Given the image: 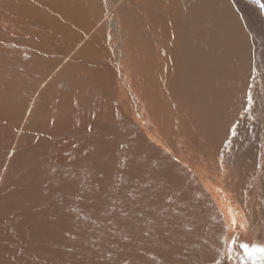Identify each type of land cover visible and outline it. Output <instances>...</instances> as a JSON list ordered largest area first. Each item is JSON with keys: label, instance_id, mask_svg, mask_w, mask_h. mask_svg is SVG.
<instances>
[{"label": "rangeland", "instance_id": "374dc122", "mask_svg": "<svg viewBox=\"0 0 264 264\" xmlns=\"http://www.w3.org/2000/svg\"><path fill=\"white\" fill-rule=\"evenodd\" d=\"M227 1L237 17L239 30L244 35L246 61L233 78L228 77L225 89L215 96V99L225 100L226 105L221 107L217 101L211 105L193 106L185 101L186 85L183 86L180 81L188 74L180 65H174V69L167 68L164 72L160 68L155 72L159 67H153L154 64L158 65L157 57H152L146 45L139 46L144 52V60L136 53L139 47L128 46L126 50L121 38L123 34L113 26L111 12L107 11L99 21L101 10L107 9V0H0V161L3 162H0V179L4 171L5 175H11L6 176L7 180L9 177L8 182L5 181V176L4 181L1 180V184L7 183L5 189L10 190L6 191L5 199L0 197L1 201L3 199L0 203L5 205H0V208L8 207L10 210V207L15 206L12 214L10 211L0 210V224L3 223L0 225V248L3 251L0 249V264H24L26 260L30 264H136L137 259V264H264L260 260L262 253L253 251L254 247L264 248V17L248 0ZM72 3L79 7L74 8ZM120 5V14L130 19L131 8L128 0H122ZM103 7L105 8L102 9ZM77 9L80 11L77 12ZM91 27L96 30L90 29ZM99 31H102L101 34ZM78 39L82 40L74 48H79L86 55L79 53L82 62L72 58L66 68L72 55L69 48ZM149 47L156 48L150 43ZM105 48L108 50L105 51ZM66 52L68 56L64 59L62 56ZM123 53L128 57L122 55ZM95 59L100 65L96 64ZM101 59L103 63L100 62ZM87 68L88 71H85ZM135 69L138 70L141 81L137 78ZM73 71H77L78 75ZM91 72H94L93 76ZM73 74L83 78H78L79 82L83 81L82 85ZM128 74L131 75V80ZM173 78L176 80L172 81ZM90 81H94L91 82L94 84L90 85ZM77 83L84 91L80 90L82 88ZM94 85L95 91L92 92ZM77 86L80 89H76ZM97 88L103 91L98 92L99 95L95 94ZM77 90L82 93L78 94ZM176 92L181 94L177 95ZM249 92L253 97V105L250 110L245 111ZM100 94L105 98L100 97ZM77 96H84L85 100ZM161 96L166 99H163V104L162 100H158ZM150 98L162 104V110L159 112L158 109L157 116L170 133L168 140H165L168 136L166 132H162V138L157 137L152 129L154 124L150 115L143 112L144 117L143 113L138 111L140 104ZM75 100L78 102L73 103ZM167 100L174 103H167ZM39 101L46 102L41 104ZM47 102L48 110L45 107ZM100 102L103 103L101 106ZM41 105H44V109ZM124 106H128V112L122 110ZM73 107H78L77 111L73 110ZM32 108L35 112L30 110ZM59 108L64 109L63 112L58 113ZM172 108L173 114L170 113ZM67 109L74 112L75 116ZM49 111L54 117H51L52 113ZM180 111L188 118V124L180 120L183 119ZM48 113L51 115L48 116ZM59 115L61 116L58 121ZM82 116L88 119H83ZM46 117H51L49 119L52 122L46 121L49 120ZM61 117L65 120H61ZM54 118L57 122L53 121ZM201 119L213 124V140L208 136L202 139L196 137L193 141L187 140L184 135L185 126L190 133H194ZM63 124H66L67 128ZM34 125L40 132H44H36ZM51 125L57 128L54 129ZM233 128L236 133L234 136L231 131ZM137 133L140 139L136 138ZM18 150L21 153L18 154ZM102 150L105 153L101 152ZM10 153L15 154L14 158L10 157ZM134 165H138L139 169ZM24 168H27V172H24ZM40 192L44 194L40 196ZM13 194L18 195L16 199ZM27 194L29 197H26ZM11 196L13 201L9 199ZM4 201L9 203L6 205ZM224 202L227 203V212L221 207ZM49 204L54 206L49 207ZM18 205L24 208L19 209ZM39 207L41 209H38ZM70 208L71 210H67ZM26 209L32 210L35 215L32 212H27L31 213L27 215ZM1 211L7 213L8 222L2 220L5 217L1 215H5ZM226 214L231 221L235 219L237 223L235 226L230 223L232 229L225 223ZM19 216H22L23 220L25 218V222ZM33 217L38 218L39 222ZM26 220L28 224H25ZM28 228L31 230H27L29 234L25 231ZM32 229L39 231V235L43 231L49 232L41 237ZM69 232L72 234L70 237ZM61 233V243L56 244L60 241L57 238L61 237ZM54 234H58L57 237ZM21 235L26 237L22 239ZM28 235H31L29 239ZM142 237L148 241L144 242ZM30 242L40 243L32 245ZM50 243L58 247L54 245L55 248H52ZM59 244L67 246L62 248L66 251L61 250ZM24 246L27 251H23ZM35 246H38V249ZM39 247L44 249L40 250ZM148 247L153 249L151 253L147 252ZM35 249L37 253L34 252ZM51 249L56 253L50 254ZM61 251L64 253H60ZM9 255H15V259ZM28 262L26 261V264Z\"/></svg>", "mask_w": 264, "mask_h": 264}, {"label": "bare ground", "instance_id": "6f19581e", "mask_svg": "<svg viewBox=\"0 0 264 264\" xmlns=\"http://www.w3.org/2000/svg\"><path fill=\"white\" fill-rule=\"evenodd\" d=\"M249 2H251L253 5H255L256 7H257V9L259 10V12L263 15V17H264V8H261L260 7V5H258L257 3H255L254 2V0H248ZM107 2H108V4H107V9L105 10V11H102L101 10V13H100V15H99V21H101V19L104 17V15H105V13L108 11V12H111V16L113 17V26H115L116 27V29L117 30H119L120 31V33H122L121 35H122V39H123V43H124V47H125V49L127 50V48H128V46H130V48L131 47H139V46H141L142 44L143 45H146L147 46V48H148V50L150 51V53H151V55H152V57L153 58H156L157 59V62H158V65H156V64H154L153 65V67H157V66H159L156 70H155V72L157 71V70H159L160 68L163 70V72L165 71V70H167V68H169V69H174V65H180V67H182V68H184L185 69V72H187V74H188V76L186 77V78H184V79H182L181 81H180V83H182L183 84V86H185L186 85V91H187V95L185 96V94H184V98H185V101L189 104V105H194V104H198V105H204V104H208V105H211V104H213L215 101H217V102H219V104H220V106L221 107H223V106H225L226 105V102H225V100H223V99H215V96L217 95V94H219V91L220 90H224L225 89V87H226V83H227V79H228V77H230V78H233L234 77V75H235V73L236 72H238L240 69H241V67H242V65H243V63H244V61H246V54H245V44H244V35L242 34V32L239 30V27H238V20H237V17H236V15L234 14V12H233V10L230 8V5H229V3H228V1L227 0H128V4H129V6H130V8H131V12H130V15H131V17H130V19H126L125 18V15H122V14H120V9H121V5H120V3L122 2V0H107ZM261 3H264V0H261ZM82 4V3H81ZM72 6L74 7V8H77V7H79L76 3H72ZM90 8V7H89ZM105 7H103L102 9H104ZM80 9H81V7H80ZM80 9L77 11V12H79L80 11ZM82 9H83V7H82ZM87 9V8H86ZM71 12V11H70ZM74 12V11H73ZM82 12H83V10H82ZM81 13V12H80ZM85 13V12H84ZM86 14V13H85ZM88 14V13H87ZM89 18H91V17H89ZM93 18H91V20H92ZM90 21V20H89ZM131 21V22H130ZM87 22V21H86ZM88 23V22H87ZM95 23V22H94ZM102 23V22H101ZM93 24V23H92ZM105 25L107 24L106 22L104 23ZM102 25V24H101ZM88 26V25H87ZM99 26V25H98ZM104 26V25H103ZM74 27V26H73ZM86 28V27H85ZM109 28V27H108ZM13 29V31H14V28H12ZM88 28H86V30H87ZM90 29H94V28H90ZM104 29V28H103ZM94 30H96V29H94ZM93 30V31H94ZM102 30V29H101ZM243 30V29H242ZM72 31V30H71ZM84 31V30H83ZM98 31V30H97ZM106 31V30H105ZM108 31V30H107ZM85 33H86V31H84ZM92 32V31H91ZM90 32V33H91ZM100 32V31H99ZM102 32V31H101ZM101 32H100V34H101ZM81 33H83V32H81ZM84 33V34H85ZM87 33H89V32H87ZM106 33V32H105ZM105 33H104V35H105ZM84 34H83V36H84ZM99 34V35H100ZM79 35V34H78ZM91 35V34H90ZM94 35H95V33H94ZM118 35V34H117ZM120 35V34H119ZM34 36V35H33ZM43 36V35H42ZM74 36V35H73ZM88 36V35H87ZM101 36V35H100ZM79 37V36H78ZM103 37V36H102ZM104 37H107V36H104ZM113 37V36H112ZM41 38V37H40ZM81 38V37H80ZM85 38V37H84ZM91 38V37H90ZM100 38V37H99ZM108 38V37H107ZM106 38V39H107ZM113 38H115V37H113ZM119 38V37H118ZM120 38V40H122ZM95 39H96V37H95ZM150 39H151V41H150ZM246 39V38H245ZM82 39H78V41L73 45V46H71L70 48H69V50H71L72 51V55H71V58L69 59V61H68V63L66 64V68H68V66H69V64H70V61L72 60V58L73 59H79L81 56V54H79V53H83L81 50H79V48L77 49H75L74 48V46H78V43L81 41ZM87 40V39H86ZM98 40V39H97ZM120 40H118V41H120ZM84 41H85V39H84ZM89 41V40H88ZM96 41V40H95ZM37 42H38V40H37ZM87 42V41H86ZM101 42V41H100ZM104 42V41H103ZM105 42H106V40H105ZM121 42V41H120ZM120 42H119V44H120ZM41 43V42H40ZM85 43V42H84ZM92 43V42H91ZM116 43H117V41H116ZM149 43L151 44V46H153V45H155L156 46V48H154V49H152V48H150L149 47ZM248 43V42H247ZM104 44H106V43H104ZM110 44V43H109ZM108 43L106 44V45H109ZM153 44V45H152ZM90 45V44H89ZM95 46V45H94ZM117 46V45H116ZM119 46V45H118ZM85 46H83V48H84ZM106 47V46H105ZM113 47V46H112ZM121 47V46H120ZM86 49L88 48V47H85ZM99 48V47H98ZM100 48H101V46H100ZM117 48H119V47H117ZM45 49H47V48H45ZM85 49V50H86ZM107 48H105V51H107L106 50ZM84 50V51H85ZM104 50V49H103ZM125 50V51H126ZM65 51H67V50H65ZM94 51H96V50H94ZM122 51H123V47H122ZM68 52V51H67ZM67 52L66 53H64L63 54V58L65 59V57L66 56H68V54H67ZM124 52V51H123ZM132 52V51H131ZM70 54H71V52H69ZM87 53V52H86ZM94 53V52H93ZM92 53V54H93ZM108 53V52H107ZM114 53V52H113ZM116 53H117V50H116ZM136 53L144 60V52H143V50L139 47V49L138 50H136ZM84 55H86L85 53H83ZM82 54V55H83ZM87 54H89V53H87ZM125 54H127V53H125ZM97 55H98V53H97ZM108 55V54H107ZM110 55V54H109ZM122 55H124V53L122 54ZM104 56V55H103ZM115 56V55H114ZM124 56H127L128 57V55H124ZM93 58H94V56H93ZM111 58V57H110ZM119 58H121V57H119ZM126 58V57H125ZM68 59V58H67ZM87 59V58H86ZM89 59V58H88ZM99 59V58H98ZM104 59H105V57H104ZM116 59V58H115ZM127 59V58H126ZM80 60V59H79ZM96 60V59H95ZM107 60V59H106ZM132 60V59H131ZM77 61V60H76ZM97 61V60H96ZM95 61V62H96ZM114 61H116V60H114ZM130 61V60H129ZM73 62V61H72ZM80 62H82V60H80ZM101 63H103V60L101 59V61H100ZM105 62V61H104ZM110 62V61H109ZM131 62H133V60L131 61ZM84 63V62H83ZM89 63V62H88ZM93 62H91V64H92ZM99 63V61H97V63L96 64H98ZM122 63V62H121ZM73 64V63H72ZM75 64L77 65H79V63H76L75 62ZM94 64V63H93ZM107 64V63H106ZM111 64V63H110ZM114 64V63H113ZM127 63H125V66H127L126 65ZM75 65V66H76ZM98 65H100V63L98 64ZM102 65V64H101ZM105 65V64H104ZM109 65V64H108ZM117 66H118V64H116ZM124 65V64H123ZM85 65H83V67H84ZM88 66V65H87ZM90 66V65H89ZM111 66V65H110ZM129 66V65H128ZM81 67H82V65H81ZM107 67V66H106ZM114 67H115V65H114ZM119 67H120V65H119ZM118 67V68H119ZM85 68V67H84ZM91 67H89V69H90ZM112 68V67H111ZM130 68V67H129ZM83 69V68H82ZM92 69H94V68H92ZM91 69V70H92ZM96 69H98V68H96ZM106 69H108V68H106ZM71 70V69H70ZM85 71H88V68H87V70L86 69H84ZM129 71H130V69H128ZM128 70H127V72H128ZM79 71V70H78ZM116 71H117V69H116ZM121 71V70H120ZM124 71H125V69H124ZM72 72V71H71ZM73 72H77V71H73ZM113 72H114V70H113ZM126 72V73H127ZM135 72L137 73V75H138V79L140 80L141 79V77H140V74L138 73V70L137 69H135ZM152 72H154L153 70H152ZM86 73V72H85ZM119 73V72H118ZM77 74V73H76ZM75 74V75H76ZM83 74V73H82ZM82 74H79V75H81L82 76ZM88 74V73H87ZM90 74H92V76L94 75V72L92 73H90ZM99 74V73H98ZM111 74V73H110ZM113 74V73H112ZM151 74V73H150ZM74 75V74H73ZM74 75V76H75ZM78 75V74H77ZM129 75V80H131V75L130 74H128ZM155 75V74H154ZM162 75V74H161ZM84 76H86V75H84ZM90 76V75H89ZM107 76H109L108 74H107ZM113 76H114V74H113ZM121 76V75H120ZM123 76V75H122ZM153 76V75H152ZM179 76V75H178ZM76 77V76H75ZM96 77H98V76H96ZM115 77V76H114ZM124 77V76H123ZM77 79L79 78V77H76ZM89 78V77H88ZM79 79H83L82 77L81 78H79ZM79 79H78V81L77 82H79ZM87 78H85L84 79V82L86 83L87 81H85ZM91 79V78H90ZM95 80H96V78H94ZM112 78H110V80H111ZM114 79H116V78H114ZM76 80V79H75ZM93 80V79H92ZM103 80V79H102ZM113 80V79H112ZM142 80V79H141ZM140 80V81H141ZM176 79H172V81H175ZM98 81V80H97ZM151 81H152V79H151ZM150 81V82H151ZM91 82H94V81H90V82H88L90 85H93L94 83H92L91 84ZM113 82H115V81H113ZM123 82V81H122ZM131 82V81H130ZM146 82V81H145ZM82 83H83V81L81 82H79V84H81L82 85ZM87 83V84H88ZM134 83H137V82H134ZM143 83V82H142ZM156 83H158V81L156 82ZM179 83V82H178ZM69 84V83H68ZM72 84V83H71ZM70 84V85H71ZM78 83H77V85L80 87V85H79ZM118 84H120V81H118ZM138 84H139V81H138ZM147 85H148V82L146 83ZM152 84H153V82H152ZM181 84V85H182ZM84 85V84H83ZM86 85V84H85ZM89 85V86H90ZM95 85H97V84H95ZM95 85L93 86V89L91 88V87H89V88H91V91L92 92H94L95 91ZM117 85V84H116ZM133 85V84H132ZM140 85V84H139ZM156 85V84H155ZM177 85V84H176ZM66 86V85H65ZM76 87V89H80V88H82V87ZM87 86V85H86ZM111 86V85H110ZM114 86V85H113ZM152 86V85H151ZM151 86H149L150 88H151ZM182 86V87H183ZM70 87V86H69ZM84 87V86H83ZM135 87V86H134ZM144 87V86H143ZM154 87V86H153ZM58 88V87H57ZM63 88V87H62ZM71 88H73V85H72V87ZM100 88V87H99ZM104 88V87H103ZM103 88H100V89H103ZM127 88V87H126ZM138 88V87H137ZM180 88V87H179ZM84 89H85V87H84ZM145 89H146V87H145ZM154 90H155V88H153ZM152 89V90H153ZM175 89V88H174ZM184 89V88H183ZM80 90H83V88L82 89H80ZM85 90H87V89H85ZM110 90V89H109ZM108 90V91H109ZM180 90H182V88L180 89ZM73 91V90H72ZM74 91H76V90H74ZM73 91V92H74ZM78 91V90H77ZM84 91V90H83ZM89 91V90H88ZM87 91V92H88ZM100 91H102V90H100ZM100 91H99V89L97 88V92L95 93V94H98V92L100 93ZM111 92H114V91H112V90H110ZM116 91V90H115ZM132 91V90H131ZM146 91H147V89H146ZM145 91V92H146ZM150 91H151V89H150ZM162 91V90H161ZM103 92V91H102ZM151 92H154V91H151ZM171 92V91H170ZM67 93V92H66ZM76 93V92H75ZM81 94L82 92L80 91H78V94ZM90 93V92H89ZM123 93V92H122ZM126 93V92H125ZM142 93V92H141ZM147 93V92H146ZM145 93V94H146ZM177 93V95H180V94H178V92H176ZM69 94V93H68ZM85 94H86V92H85ZM91 94V93H90ZM94 93H92V95H93ZM124 94V93H123ZM122 94V95H123ZM138 94H139V91H138ZM155 94V93H154ZM157 94V93H156ZM161 94V93H160ZM71 95H73V93L71 94ZM70 95V96H71ZM99 95V94H98ZM98 95L96 96V97H98ZM114 95V94H113ZM116 95H118V94H116ZM120 95V94H119ZM127 95V94H126ZM142 95H144V93L142 94ZM158 95V94H157ZM172 95V94H171ZM175 94L173 93V96H174ZM75 96V95H74ZM82 96V95H81ZM85 96V95H84ZM84 96L83 97H80V98H84ZM141 96V95H140ZM153 96V95H152ZM63 97V96H62ZM78 97V96H77ZM87 96H85V98H86ZM100 97H102L101 96V94H100ZM113 97H115V96H113ZM112 97V98H113ZM147 97H149L148 95H147ZM151 97V96H150ZM154 97H156V96H154ZM159 97V96H158ZM60 98V97H59ZM79 98V97H78ZM79 98V99H80ZM85 98H84V100H85ZM93 98V97H92ZM102 98H105V97H102ZM127 98V97H126ZM153 98V97H152ZM157 98V97H156ZM161 99H159L158 98V100H162L163 102H162V104L163 103H165L164 102V100H166V99H164V97L163 96H161L160 97ZM58 99V98H57ZM95 100H96V98H94ZM131 99V98H130ZM164 99V100H163ZM168 99V98H167ZM170 99V98H169ZM74 100V99H73ZM81 100H83V99H81ZM89 100V99H88ZM87 100V101H88ZM103 100V99H102ZM101 100V101H102ZM114 100V99H113ZM137 100V99H136ZM157 100V101H158ZM43 101V100H42ZM47 101V100H46ZM45 101V102H46ZM58 101V100H57ZM70 101H71V99H70ZM98 101H100L99 99H98ZM168 101L169 100H167V103H168ZM37 102V101H36ZM36 102H34V103H36ZM40 103H41V101H39ZM45 102H43V103H45ZM60 102V101H59ZM58 102V103H59ZM65 102V101H64ZM72 102V101H71ZM75 102H78V101H73V103H75ZM79 102H80V100H79ZM82 102V101H81ZM85 102V101H84ZM90 102V101H89ZM106 102V101H105ZM122 102V101H121ZM127 102H129V101H127ZM170 102H172V100L171 101H169V103ZM38 103V102H37ZM36 103V104H37ZM43 103H41V104H43ZM67 103V102H66ZM72 103V104H73ZM83 103V102H82ZM102 102H100L99 103V105L101 104ZM137 103V102H136ZM166 103V104H167ZM172 103H174V102H172ZM179 103V102H178ZM39 104V103H38ZM48 102L46 103V105H45V107L47 108L46 110H48ZM50 104V103H49ZM80 104V103H79ZM79 104H78V106H79ZM85 104V103H84ZM86 104H88V102L86 103ZM86 104L84 105L85 107H86ZM103 104V103H102ZM105 104V103H104ZM115 104V103H114ZM129 104V103H128ZM139 104H140V102H139ZM162 104H158L157 102H156V100H151V98L149 99V100H147L146 102L145 101H143L142 102V104H140L141 105V108L138 110L139 112H141V113H147V114H149L150 115V119H152L153 120V124H154V128H152L153 129V132L155 133V135L157 136V137H160V138H162V132H166L167 133V137H166V139L165 140H168V139H170L169 138V136H170V133H169V131H167L166 129H165V126L163 125V121L160 119V117L159 116H157L159 113H158V109H159V112L162 110ZM63 104H60V106H62ZM83 105V104H82ZM89 105V104H88ZM168 105V104H167ZM34 106H37L38 107V105H34ZM43 106L44 105H41V107L43 108ZM48 106V107H47ZM65 106V105H64ZM75 106H77V105H75ZM101 106V105H100ZM105 106V105H104ZM133 106V105H132ZM169 106V105H168ZM41 107H39L40 109H41ZM53 107V106H52ZM59 107V106H58ZM66 107H68V106H66ZM88 107V106H87ZM119 107V106H118ZM128 107V106H127ZM127 107H123V109L122 110H125L126 112H128L129 110L127 109ZM183 107V106H182ZM191 107V106H190ZM38 108V109H39ZM78 108V107H77ZM77 108H74L73 107V110L74 109H76V111H77ZM103 108V107H102ZM105 108V107H104ZM103 108V109H104ZM133 108V107H132ZM33 109L34 108H32V109H30V110H32L33 111ZM44 109V108H43ZM60 109V111L58 110V113L59 112H63V110L64 109H61V108H59ZM70 109H71V107H70ZM80 109H81V107H80ZM86 109V108H85ZM88 109V108H87ZM94 109V108H93ZM167 109V108H166ZM169 109V108H168ZM167 109V110H168ZM68 110V109H67ZM83 110V109H82ZM104 110H106V108L104 109ZM113 110V109H112ZM172 110H174L173 108L170 110V113H172L173 111ZM56 111V110H55ZM84 111V110H83ZM99 111V110H98ZM110 111V110H109ZM33 112H35V111H33ZM33 112H31L32 113V115H34L33 114ZM42 112H45V111H42ZM51 111H49V113H50ZM65 112V111H64ZM68 112H70L69 110H68ZM95 112H97V111H95ZM103 112V111H102ZM107 112V111H106ZM135 112V111H134ZM167 112V111H166ZM181 112V111H180ZM37 113V112H36ZM47 113V112H46ZM48 113V116H50L51 114H49ZM52 113V112H51ZM56 113H57V111H56ZM70 113H72L73 115H74V112H70ZM70 113H69V115H70ZM81 113H83V112H81ZM85 113V112H84ZM108 113V112H107ZM144 113H143V115H144ZM158 113V114H157ZM162 113H163V111H162ZM169 112H167V114H168ZM169 113V114H170ZM182 113V112H181ZM180 113V114H181ZM39 114V113H38ZM99 114V113H98ZM111 114V113H110ZM115 114V113H114ZM133 114V113H132ZM173 114V113H172ZM171 114V115H172ZM183 114V119L181 118L182 116L180 115V120H182V122L184 123V124H188V118H186L185 117V114L184 113H182ZM37 115V114H36ZM45 115V114H44ZM54 114L52 113V115H51V117H54L53 116ZM66 115V114H65ZM77 115V114H76ZM86 115H88V114H86ZM85 115V116H86ZM94 115V114H93ZM101 115V114H100ZM123 115V114H122ZM134 115V114H133ZM60 116L61 115H59V118H58V121H59V119H60ZM64 115H62V117H63ZM72 116V115H71ZM75 116V115H74ZM78 116H80V115H78ZM152 116H153V118H152ZM173 116V115H172ZM187 116V115H186ZM33 117H35V116H33ZM51 117H49V118H51ZM55 117H56V115H55ZM58 117V116H57ZM56 117V118H57ZM62 117H61V120H63L62 119ZM69 118H70V116H68ZM81 117V116H80ZM83 117V119H88V118H84V116H82ZM128 117V116H127ZM144 117H145V115H144ZM37 118V117H36ZM49 118H47L46 117V119H49ZM72 118V117H71ZM92 118H93V116H92ZM91 118V119H92ZM97 118V117H96ZM138 118V117H137ZM39 119V118H38ZM44 119V118H43ZM73 119V118H72ZM75 119V118H74ZM82 119V118H81ZM139 119V118H138ZM34 120H36V119H34ZM45 120V119H44ZM55 120V118L53 119V121ZM60 120V121H61ZM65 120V119H64ZM66 120H67V118H66ZM69 120V119H68ZM78 120V119H77ZM77 120H74V122L75 121H77ZM106 120V119H105ZM109 120V119H108ZM119 120V119H118ZM121 120V119H120ZM46 121H48L49 123H50V119L49 120H46ZM56 121V120H55ZM70 121H71V123H73L72 121L73 120H71L70 119ZM92 121H94V120H92ZM20 122V121H19ZM41 122H42V120H41ZM52 122V121H51ZM57 122V121H56ZM69 122V121H68ZM117 122V121H116ZM147 122V121H146ZM174 122V121H173ZM200 122L201 123H199V125H198V123H197V125H196V130H195V132L194 133H190V131L186 128V126H185V130H184V135L186 136L185 138L187 139V140H196V137H197V139H202V138H204L205 136H208V138H212V139H210V140H213V138H214V126H213V124L212 123H210V122H206V120L205 119H201L200 120ZM36 123H37V121H36ZM40 123V122H39ZM38 123V124H39ZM43 123V122H42ZM64 123H66L67 124V122H65L64 121ZM33 124H35V122L33 121ZM48 124V123H47ZM54 124V123H53ZM56 124V123H55ZM59 125L61 124V122H59L58 123ZM58 124H56V125H58ZM66 124H63V125H65L66 126ZM41 126H42V124H40ZM40 125H38V126H40ZM49 125V124H48ZM48 125H46V126H48ZM58 125V126H59ZM95 125V124H94ZM35 127H36V125H34ZM33 126V127H34ZM52 126V125H51ZM67 126H69V124H67ZM67 126H66V128H67ZM90 126V125H89ZM152 126V125H151ZM54 127V129H56L57 127L56 126H52V128ZM64 127V126H63ZM116 127V126H115ZM181 127V126H180ZM30 128H31V126H30ZM29 128V129H30ZM43 128H45V127H43ZM59 128H61V127H59ZM87 128H89V127H87ZM94 128H96V125H95V127ZM114 128V127H113ZM50 129V128H49ZM111 129V128H110ZM31 130V129H30ZM45 130V129H44ZM51 130V129H50ZM53 130V129H52ZM51 130V131H52ZM94 130V129H93ZM33 131H34V129L32 128V133H33ZM39 131V129H37V127H36V132H38ZM114 131V130H113ZM28 132V131H27ZM40 132V131H39ZM42 133L44 132V131H41ZM40 132V133H41ZM29 133V132H28ZM27 133V134H28ZM31 133V132H30ZM41 133V134H42ZM46 133V132H45ZM47 133H48V131H47ZM124 133V132H123ZM37 134V133H36ZM35 134V135H36ZM39 134V133H38ZM50 134V133H49ZM48 134V135H49ZM33 135V134H32ZM32 135H30V139H31V136ZM106 135V134H105ZM108 135V134H107ZM106 135V136H107ZM115 135H116V132H115ZM138 135V133L136 134V138L137 137H139V136H137ZM212 135H213V137H212ZM141 136V135H140ZM183 136V135H182ZM35 137V136H34ZM42 137H43V135H42ZM24 138V137H23ZM105 138V137H104ZM116 138V140H117V137H115ZM121 138H123V137H121ZM184 138V137H183ZM27 139H28V137H27ZM132 139V138H131ZM138 139V138H137ZM139 139H140V137H139ZM111 140H112V138H111ZM42 141V140H41ZM104 141V140H103ZM134 141H135V139H134ZM138 141V140H137ZM143 142H144V140H142ZM140 142V141H139ZM170 142V141H169ZM134 144V143H133ZM132 144V145H133ZM142 144V143H141ZM190 144V143H189ZM193 145H195L196 143H192ZM26 146V145H25ZM141 146H143V145H141ZM20 147V146H19ZM103 147V146H102ZM133 147V146H132ZM131 147V148H132ZM139 148V147H138ZM142 149V148H141ZM98 151V150H97ZM104 150H102L101 152H103ZM18 152V154L19 153H21V152H19V150L17 151ZM16 152V153H17ZM95 153V152H94ZM104 153H105V151H104ZM17 154V155H18ZM26 154V153H25ZM24 154V155H25ZM28 154V153H27ZM93 154V153H92ZM10 157L11 158H14V153H10ZM21 155V154H20ZM23 155V156H24ZM33 155V154H32ZM32 155H29V156H32ZM99 155V154H98ZM22 156V155H21ZM26 156V155H25ZM97 156V155H96ZM17 157V156H16ZM15 159H17V158H15ZM8 160V159H7ZM7 160H6V162H7ZM95 160H96V158H95ZM135 160H133V162H134ZM0 162H2V161H0ZM3 163V162H2ZM135 163V162H134ZM140 163V162H139ZM138 163V164H139ZM142 163V162H141ZM140 163V164H141ZM1 165V164H0ZM37 165H38V163H37ZM135 167H137L138 165H134ZM25 169H27V168H24V172H27V170L25 171ZM137 169H139L138 167H137ZM136 169V170H137ZM3 170V169H2ZM5 172L6 171H4L3 172V176H5V181L7 180L6 179V176H11V175H5ZM9 172V171H8ZM8 172H7V174H8ZM23 172V171H22ZM23 175H25V174H23ZM0 176H1V168H0ZM3 176H2V178L0 179V197L1 198H4V196H5V194H6V191H9L10 189H8V188H6V189H8V190H6L5 189V186H7L6 184V182H8L9 181V177H8V180L5 182V183H3V184H1V180H3ZM13 178V177H12ZM11 179V178H10ZM11 180H13V179H11ZM4 181V180H3ZM37 181V180H36ZM16 184V183H15ZM15 184H14V186H15ZM48 185H50V184H48ZM13 186V185H12ZM13 186V187H14ZM17 186V185H16ZM15 186V187H16ZM19 186H21L22 187V185H20L19 184ZM47 186V185H46ZM10 187H11V184H10ZM33 187V186H32ZM17 189L19 190V187H17ZM25 189V188H24ZM14 190H15V188H14ZM17 191V190H16ZM15 191V192H16ZM39 191V190H38ZM11 193V192H10ZM12 194V193H11ZM37 194H39V193H37ZM41 194H44V193H41L40 192V196H41ZM46 194V193H45ZM51 194V193H50ZM143 194V193H142ZM13 195H15V194H13ZM17 195V194H16ZM16 195L14 196L15 197V199H16ZM29 195H30V193H29ZM39 195H37V196H39ZM18 196V195H17ZM20 196H22V195H20ZM26 195H24V197H25ZM31 196H34V194H31ZM143 196V195H142ZM26 197H29L28 196V194H27V196ZM52 197V196H51ZM6 198V197H5ZM4 198V199H5ZM33 197H31V199H32ZM40 198V197H39ZM140 198V197H139ZM138 198V199H139ZM9 199H11L12 200V196H11V198H9ZM8 199V200H9ZM19 199V198H18ZM26 199V198H25ZM54 199V198H53ZM45 200V199H44ZM10 201V200H9ZM13 201V200H12ZM0 202H3V199H2V201L0 200ZM4 202H6V201H4ZM8 202V201H7ZM7 202H6V205H7ZM23 202V201H22ZM24 202H26V200L24 201ZM23 202V203H24ZM33 201L31 200V203H32ZM9 203V202H8ZM14 203H15V201H14ZM13 203V205H15ZM30 203V204H31ZM38 203H39V200H38ZM53 203V202H52ZM3 204L4 203H0V205L1 206H3ZM21 204V203H20ZM29 204V205H30ZM54 204H56V203H54ZM222 204V203H221ZM31 205H33V203L31 204ZM11 206H12V204H11ZM19 206V205H18ZM37 206V205H36ZM52 206H54V205H51L50 206V204H49V207H52ZM3 207H5V205L3 206ZM0 208V210L1 209H4V210H7V212H9V213H13L14 211V208H15V206H13L12 208L10 207V204H9V207H10V210L9 209H7L8 207H6V208ZM25 207H26V205H25ZM29 207V206H28ZM41 207V206H40ZM38 208V209H41V208ZM70 207V206H69ZM223 209H224V211L225 212H227L228 211V209H227V203L226 202H224L223 204H222V206H221ZM19 209L21 208H24L23 206H19L18 207ZM27 208V207H26ZM33 208H34V206H33ZM37 208V207H36ZM67 208V207H66ZM13 209V210H12ZM19 209H18V211H19ZM28 209V208H27ZM26 209V211H25V213L27 214V215H31V213L29 214V213H27V212H32V210L31 211H28ZM29 209H31V208H29ZM37 209V210H38ZM52 209V208H51ZM61 210V209H60ZM67 210H71V208L70 209H67ZM23 211V210H22ZM52 211H53V209H52ZM51 211V212H52ZM59 211V210H58ZM2 212V211H1ZM41 212V211H40ZM54 212V211H53ZM61 212V211H60ZM59 212V213H60ZM67 212V211H66ZM79 212V211H78ZM3 214H4V212H2ZM8 213V214H9ZM36 213L38 214V212L36 211ZM55 213V212H54ZM14 214H16V212L14 213ZM32 214H33V212H32ZM51 214V213H50ZM53 214V213H52ZM74 214H76V213H74ZM5 216H3V215H1L2 217H5L4 219L2 218V220H4V222L6 221V222H8L7 220H6V215H7V213H5L4 214ZM33 215H35V214H33ZM39 215V214H38ZM57 215V214H56ZM62 215V214H61ZM64 215V214H63ZM8 216V215H7ZM11 216V215H10ZM83 216V215H82ZM12 217V216H11ZM20 218H21V220L22 221H24L25 220V218H24V220L22 219V216H19ZM23 217H25V216H23ZM32 216H30V218H31ZM46 217V216H45ZM44 217V218H45ZM8 218V217H7ZM34 218V217H33ZM36 218V217H35ZM34 218V219H35ZM54 219H55V217H53ZM58 218V217H57ZM60 218H61V216H60ZM59 218V219H60ZM77 218H79V217H77ZM38 218H36V221H37V223L39 222L38 220H37ZM63 219H64V216H63ZM63 219H61V221L63 220ZM9 220V219H8ZM58 220V219H57ZM43 221H45V220H43ZM59 221V220H58ZM64 221V220H63ZM68 221H70V220H68ZM73 222H75L74 220H72ZM25 222V221H24ZM24 222H22V223H24ZM26 222L27 223H25V224H28V221L26 220ZM30 222V221H29ZM78 222V221H77ZM232 221H231V218H229V216H228V214H226L225 215V223L227 224V227H230V223H231ZM10 223V222H9ZM22 223H20V224H22ZM31 223V222H30ZM29 223V224H30ZM36 223V224H37ZM45 223V222H44ZM71 223V222H70ZM3 224V223H2ZM2 224H0V225H2ZM25 224H24V226H25ZM31 224H33V223H31ZM35 224V225H36ZM66 224H67V222H66ZM225 224V225H226ZM232 224V223H231ZM237 224V223H236ZM247 224V223H246ZM13 225V224H12ZM46 225V224H45ZM76 225V224H75ZM248 225V224H247ZM14 226V225H13ZM23 226V225H22ZM23 226V227H24ZM27 227H29L28 225H26ZM25 226V227H26ZM44 226V225H43ZM47 226V225H46ZM67 226V225H66ZM71 226H72V224H71ZM9 227V226H8ZM75 227V226H74ZM5 228V227H4ZM42 228V227H41ZM73 228V227H72ZM3 229V228H2ZM1 229V230H2ZM20 229V228H19ZM70 229V228H69ZM77 229V228H76ZM86 229V228H85ZM229 229H232V227H230ZM4 230V229H3ZM11 230V229H10ZM15 230V229H14ZM25 230V229H24ZM27 230H30V228H28V229H26L25 231L28 233L29 231H27ZM33 230V229H32ZM39 230H40V228H39ZM47 230H48V228H47ZM83 230V229H82ZM89 230V229H88ZM34 232H36L35 230H33ZM33 231H32V233H33ZM43 231V230H42ZM68 231V230H67ZM71 231V230H70ZM229 231V230H228ZM245 231V230H244ZM21 232H23V231H21ZM30 232H31V230H30ZM39 232V231H38ZM38 232H36L35 234H37V235H39L38 234ZM49 232V231H48ZM48 232H45L44 233V231H43V233L41 234L40 233V235L39 236H41V235H44V234H46V233H48ZM51 232V231H50ZM54 232V231H53ZM231 232V231H230ZM230 232L228 233L229 235H230ZM1 233V232H0ZM12 233H14V232H12ZM18 233V232H17ZM31 233V234H32ZM68 233V232H67ZM71 232H69V234H68V236L69 235H72V234H70ZM80 233V232H79ZM3 234V233H2ZM24 234H25V232H24ZM29 234V233H28ZM34 234V233H33ZM34 234V235H35ZM51 234H52V232H51ZM75 234V233H74ZM82 234V233H81ZM130 234V233H129ZM13 235V234H12ZM26 236H27V234H25ZM25 235H21V237H22V239L23 238H25L26 236ZM34 235H32V237L34 236ZM47 235V234H46ZM49 235V234H48ZM55 235V237H57V235L56 234H54ZM233 235H235V234H233ZM255 235V234H254ZM11 236V235H10ZM25 236V237H24ZM31 236V235H30ZM29 235H28V239H29V237H30ZM38 236V237H39ZM53 236V235H52ZM67 236V237H68ZM85 236V235H84ZM19 237V236H18ZM36 238H37V236H35ZM42 237V236H41ZM46 237V236H45ZM63 237V235H62V233H61V237L59 238H57L58 240L60 239V241H58V242H56V244L57 243H61V238ZM70 237V236H69ZM74 237V236H73ZM3 238V237H2ZM256 238V237H255ZM5 239V238H4ZM3 239V240H4ZM16 239H18L17 237H16ZM42 239V238H41ZM47 239H48V237H47ZM55 239V238H54ZM66 239H69V238H66ZM73 238H71V240H72ZM145 239V240H144ZM147 238H143L142 237V240H144V242L145 241H148V240H146ZM10 240H11V238H10ZM13 240V239H12ZM12 240H11V242H12ZM27 240V239H26ZM30 240H32L31 238H30ZM34 240V239H33ZM36 240V239H35ZM39 240V239H38ZM43 240V239H42ZM49 240H51V239H49ZM75 240V239H74ZM78 240V239H77ZM25 241V240H24ZM28 242H29V240H27ZM27 241H25L26 242V244H28V242ZM40 241V240H39ZM45 241H47V240H45ZM65 241V240H64ZM68 241V240H67ZM81 241V240H80ZM18 242V241H17ZM21 242H22V240H21ZM33 242V241H32ZM48 242V241H47ZM230 242V241H229ZM13 243H14V240H13ZM19 243V242H18ZM17 243V244H18ZM34 243H40V242H34ZM34 243H29V244H32V245H34ZM45 243V242H44ZM63 244H64V242H62ZM70 243V242H69ZM73 244H75L74 242H72ZM51 244V246H52V248H55V247H53L55 244H53L52 245V243H50ZM50 244H48V245H50ZM63 244H59L60 246V248H61V250H63L62 248H64V247H67V246H65L64 245V247L62 246ZM151 244H152V242H151ZM5 245V244H4ZM22 246L24 245L23 243L21 244ZM37 245V244H36ZM39 245H41V244H39ZM70 245V244H69ZM78 245V244H77ZM80 245V244H79ZM82 245V244H81ZM143 245V244H142ZM170 245V244H169ZM179 245V244H178ZM255 245V244H254ZM258 245V244H257ZM12 246H14V245H12ZM25 246H27V245H25ZM24 246V247H25ZM29 246V245H28ZM31 246V245H30ZM55 246H57L58 247V245H55ZM171 246V245H170ZM229 246V245H228ZM227 246V247H228ZM4 247H6V246H4ZM10 247V246H9ZM9 247H7V248H9ZM19 248L21 247V246H18ZM23 247V248H24ZM36 248L38 247V246H35ZM49 247V246H48ZM82 247V246H81ZM91 247V246H90ZM140 247V246H139ZM152 247V246H151ZM154 248V247H153ZM229 248V247H228ZM1 249V248H0ZM4 249V248H3ZM6 249V248H5ZM15 249H16V247H15ZM14 249V250H15ZM29 249V248H28ZM30 249H34V248H31L30 247ZM29 249V250H30ZM38 249V248H37ZM39 249H40V247H39ZM42 249V248H41ZM40 249V250H41ZM43 249H44V247H43ZM42 249V250H43ZM50 249V248H49ZM57 249V248H56ZM70 249H71V247H70ZM145 249V248H144ZM148 250H147V252H152V250L153 249H149V247L147 248ZM6 250H8V249H6ZM19 250V249H18ZM24 250H26L27 251V247H25V249H23V251ZM28 250V251H29ZM36 250V249H35ZM45 250H46V246H45ZM44 250V251H45ZM52 250V249H51ZM69 250V249H68ZM74 249H72V251H73ZM84 250H86V249H84ZM90 250V249H89ZM151 250V251H150ZM155 248H154V252H155ZM1 251H2V249H1ZM12 251V250H11ZM39 251V250H38ZM47 251V250H46ZM45 251V252H46ZM57 251V250H56ZM63 251H66L65 249L63 250ZM63 251H61L60 253H64ZM77 251V250H76ZM145 251V250H144ZM170 251H172V250H170ZM3 252V251H2ZM6 252H8V251H6ZM10 252V251H9ZM30 252V251H29ZM35 253H37V250L36 251H34ZM41 252V251H40ZM50 252V254H53V252L54 253H56L55 252V250L53 249L52 250V253H51V251H49ZM58 252V251H57ZM70 252V251H69ZM75 252V251H74ZM80 252V251H79ZM91 252V251H90ZM124 252V251H123ZM157 252V251H156ZM173 252V251H172ZM175 252V251H174ZM14 252H12V254H13ZM31 253H32V251H31ZM35 253H33V255L35 254ZM41 253H43V251L41 252ZM72 253V252H71ZM87 253V252H86ZM95 253V252H94ZM119 253H121V252H119ZM135 253V252H134ZM145 254H147L146 252H144ZM143 253V254H144ZM171 253V252H170ZM4 255H5V253H3ZM21 254V253H20ZM30 254V253H29ZM58 254H59V252H58ZM75 254V253H74ZM84 254V253H83ZM88 254H89V252H88ZM126 254V253H125ZM140 254H142V253H140ZM169 254V253H168ZM18 255V254H17ZM27 255V254H26ZM31 255V254H30ZM35 255H37V254H35ZM40 255V253L38 254V256ZM67 255H69V254H67ZM77 255H79V254H77ZM81 255V254H80ZM87 255V254H86ZM152 255H154V254H152ZM160 255H162L161 253H160ZM174 254H172V256H173ZM1 256V255H0ZM10 256V255H9ZM13 258L12 259H15V255H11ZM10 256V257H11ZM19 256V255H18ZM23 256V255H22ZM27 256H29V255H27ZM44 256H45V254H44ZM47 256V255H46ZM45 256V257H46ZM49 256V255H48ZM65 256V255H64ZM76 256V255H75ZM84 257H85V255H83ZM91 256V255H90ZM111 256V255H110ZM124 256V255H123ZM141 255H139L138 257H140ZM146 256V255H145ZM151 256V255H150ZM175 256V255H174ZM173 256V257H174ZM6 257V256H5ZM53 257H55V254H54V256ZM87 257H89V255L87 256ZM112 257V256H111ZM137 257V258H138ZM158 257H159V254H158ZM9 258V257H8ZM51 258V257H50ZM59 258V257H58ZM61 258V257H60ZM66 258V257H65ZM77 258V257H76ZM86 258V257H85ZM141 259H142V257H140ZM145 258H147V257H145ZM160 258V257H159ZM158 258V259H159ZM1 259H2V256H1ZM11 259V258H10ZM18 259L20 260L21 258H19L18 257ZM26 259V258H25ZM28 259V258H27ZM30 259H32V258H30ZM29 259V260H30ZM40 259V258H39ZM42 259H43V257H42ZM57 259V258H56ZM68 259V258H67ZM74 259H75V257H74ZM74 259H72V260H74ZM87 259V258H86ZM89 259V258H88ZM91 259V258H90ZM129 259V258H128ZM152 259V258H151ZM151 259H150V261H151ZM22 260V259H21ZM20 260V261H21ZM47 260V259H46ZM55 260V259H54ZM61 260V259H60ZM64 260V259H63ZM66 260V259H65ZM80 260V259H79ZM83 260H84V258H83ZM121 260V259H120ZM127 259H124V261H126ZM134 260H136V259H133V261ZM138 260V259H137ZM136 260V261H137ZM147 260V259H146ZM153 260H155V258H153ZM160 260V259H159ZM11 261V260H10ZM20 261H19V263H20ZM27 262H28V260H26ZM26 261L24 262V264H26ZM51 261V260H50ZM81 261V260H80ZM87 260H85V262H86ZM135 261V263L137 264V262ZM175 261V260H174ZM22 262V261H21ZM32 262V261H31ZM45 262V261H44ZM43 262V263H44ZM60 262V261H59ZM96 262V261H95ZM139 262H141V261H139ZM29 263V262H28ZM27 263V264H28ZM33 263V262H32ZM46 263H48V261L46 262ZM76 263V262H75ZM74 263V264H75ZM82 263V262H81ZM87 263V262H86ZM85 263V264H86ZM91 263V262H90ZM124 263V262H123ZM147 262H145V263H143V264H146ZM156 263H157V261H156ZM30 264V263H29ZM41 264V263H40ZM50 264V263H49ZM53 264H56V263H54L53 262ZM79 264V263H78ZM82 264H84V263H82ZM89 264V263H88ZM124 264H126V263H124ZM133 264V263H132ZM138 264H140V263H138ZM142 264V263H141ZM157 264H159V263H157Z\"/></svg>", "mask_w": 264, "mask_h": 264}, {"label": "snow or ice", "instance_id": "6c2138e0", "mask_svg": "<svg viewBox=\"0 0 264 264\" xmlns=\"http://www.w3.org/2000/svg\"><path fill=\"white\" fill-rule=\"evenodd\" d=\"M254 2L257 3L258 5H260L261 8H264V3H261V0H254ZM252 105H253V97H252L251 93L249 92L247 94V106L245 108V111L250 110ZM231 131H232V135L234 136L236 134L235 129L233 128ZM232 224H233V226H235V224H236L235 219L232 220ZM245 247H247V246H245ZM253 251H256L258 253H262V255L260 256V260L262 262H264V248L254 247Z\"/></svg>", "mask_w": 264, "mask_h": 264}]
</instances>
